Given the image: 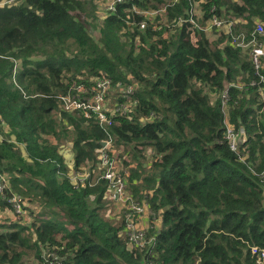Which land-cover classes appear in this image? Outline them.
Here are the masks:
<instances>
[{
	"label": "trees",
	"instance_id": "trees-1",
	"mask_svg": "<svg viewBox=\"0 0 264 264\" xmlns=\"http://www.w3.org/2000/svg\"><path fill=\"white\" fill-rule=\"evenodd\" d=\"M155 2L122 0L98 16L95 0H0V172L24 210L37 204L27 221L0 222V264H264L252 251L264 249V59L255 67L232 42L264 24V0ZM194 4L201 23L237 17L233 33L195 29L192 39L178 21ZM160 5L165 15L134 10ZM105 78L108 113L127 104L111 124L63 109L61 95H88ZM109 138L107 156L123 146L137 161L122 159L121 175L152 212L140 243L127 237L128 218L101 213L108 181L91 171L106 169ZM65 139L83 181L70 179ZM9 195L0 191V206L11 208Z\"/></svg>",
	"mask_w": 264,
	"mask_h": 264
},
{
	"label": "built area",
	"instance_id": "built-area-1",
	"mask_svg": "<svg viewBox=\"0 0 264 264\" xmlns=\"http://www.w3.org/2000/svg\"><path fill=\"white\" fill-rule=\"evenodd\" d=\"M122 1V0H109L106 10L108 12H112L115 10L116 3ZM170 0H168L169 2ZM175 1V0H172ZM177 1V0H176ZM166 4V3H164ZM166 5H160L157 9H151V10H136L137 12H142L145 14H159V15H165L166 12ZM135 8V7H133ZM188 14L187 18H182L178 22L187 20L190 27V34L191 38L193 39L195 37V29L203 31L207 33V31L214 30V28L221 30L225 28L224 32H229L230 34L233 33V26L235 25L237 20H226L222 17H218L216 15L210 17L209 19L205 20L203 23L199 21V19L202 17V13L200 12V9L197 7V5L194 4V7L191 8L189 11H186ZM195 14V15H193ZM234 22V23H233ZM145 26V20H141L139 23V27L143 28ZM223 31V30H221ZM259 35H264V24L259 21L255 20V25L253 29L249 33H245L244 31H240L233 35L232 42L240 47V50L242 52H246L250 55V59L253 62L255 67H260L262 64V60L264 59V38H260ZM261 80H264L263 75L260 76ZM117 86V85H116ZM110 88V80L105 79H99L96 81V85L94 87V90L92 93L88 95H80V92L84 91L83 87H77V93L72 94H66L61 95L60 100L62 102V106L64 110L67 111H73V110H79L81 111L85 116H89V114H92V117L96 119L99 123L103 124H111V118L110 116L114 111H119L124 113L126 111L127 104L125 103L121 107H115L110 114L108 113L109 110L107 109V102L108 98L106 97V94ZM128 92H130V87H127L122 92L119 91V93L122 95L121 97H127ZM227 136L230 140V146L234 148L236 146V140L239 139V135L235 132L231 131V128H227ZM238 136V138H237ZM111 139H107L103 141V145L101 148V162L102 165L104 164L106 166V169L101 173L102 177L107 179L108 181V191L114 196L113 198H121L125 191V181L120 173L114 172L111 168V163L108 162V156H107V146ZM84 172V171H83ZM88 175V172H85L84 174L79 176H74L73 178L76 180H82ZM79 177V178H78ZM72 180V179H71ZM75 180V181H76ZM83 181V180H82ZM6 188L7 190H10V195L7 197V201L11 205V211H13L14 216L16 218H19L23 216L24 209H23V199L22 197L16 193L12 192L9 186V179L8 176L0 172V191ZM127 199V198H125ZM124 201V200H122ZM128 208L133 212L134 214H140L143 212V210L147 207L146 202H139L134 201L129 197ZM127 237L130 241L135 243H140L143 240V230L140 228H137L133 226V221H127ZM253 252H257L258 254V260L264 261V249H259L257 247H252ZM53 264H64L60 258L55 259Z\"/></svg>",
	"mask_w": 264,
	"mask_h": 264
},
{
	"label": "rangeland",
	"instance_id": "rangeland-1",
	"mask_svg": "<svg viewBox=\"0 0 264 264\" xmlns=\"http://www.w3.org/2000/svg\"><path fill=\"white\" fill-rule=\"evenodd\" d=\"M166 1V0H164ZM109 0H95V4L97 6V15L100 16L102 15L105 11H106V6L108 4ZM151 3L153 4H159L157 2H155V0H151ZM150 8V7H149ZM201 12V10H200ZM202 13V12H201ZM147 16H152V14H146ZM230 20H237V17L234 16H229ZM234 23V22H233ZM235 24V23H234ZM223 31H225V28L221 29ZM207 35L209 36V38L213 39L217 36V32L215 30H208L207 31ZM92 36L94 39H96L97 37V30L94 29L92 31ZM245 54H247L246 52H243ZM211 96H214L213 94H211ZM111 104V103H110ZM238 138V136H237ZM50 141L55 142V139L53 137H50ZM59 149H61V153H63L65 155V157L67 158L66 162H68L69 165H71V161H72V156H71V143L70 141H68L67 139L65 140H61V142H59ZM143 151V150H142ZM139 154V152H137ZM132 152L129 151V149L123 147V146H119V147H112L110 148L109 151V155H108V162L111 163V168L112 170H114V172L120 173L122 169H124V166L122 165V159L125 160H131L132 166H136L137 165V161L133 160L132 156H131ZM144 155L141 156L139 158V161L143 162V164H145L146 168H148L150 162H151V157L149 156L150 154L143 153ZM100 166H104V164L102 165V162H100L99 164V168ZM87 170L86 169H83ZM83 171H78V172H74L73 170L70 171V179H72L73 182H75L76 179L73 178L74 176H79L84 174ZM92 173V180H95L99 175H101V170H99L98 168H93V170L91 171ZM78 177V178H79ZM125 178V177H124ZM84 180V178L82 179ZM81 180V181H82ZM12 192H15L13 190H11ZM129 191L127 190L126 186H125V191L122 195V199L119 197H115L109 192H107V194H105V198H106V202H104V207L101 209V213L103 216H105L106 218H108L111 222H119L120 220H122L123 217L128 218L129 221L133 220V226L140 228V229H144L148 227V217L152 215L151 210H146L143 211L140 214H136L134 215L133 212H131V210L128 208L127 204H128V200H129ZM127 198V199H125ZM124 200V201H122ZM24 205L27 206L29 205L28 210L25 209L24 210V214L23 216L16 218L14 216L13 211H11L7 206H0V222L2 221H10L13 219H17L20 221H27L29 220L28 218V211L30 209V207H33L34 209H37V204L36 203H27V201L24 202ZM10 219V220H9ZM158 219H155L153 224L158 226ZM22 264H37V262L34 260V258L31 257H25V260Z\"/></svg>",
	"mask_w": 264,
	"mask_h": 264
},
{
	"label": "crops",
	"instance_id": "crops-1",
	"mask_svg": "<svg viewBox=\"0 0 264 264\" xmlns=\"http://www.w3.org/2000/svg\"><path fill=\"white\" fill-rule=\"evenodd\" d=\"M59 150H60V152H62L61 149H59ZM62 154H63V153H62ZM63 156H64V160H65V162H66V161H67V160H66L67 158L65 157L64 154H63ZM71 156H72V152H71ZM66 164L69 166V169H70V170H69V173H70V171L72 170V161H71V165H69L68 162H66ZM9 220H10V219H9ZM1 222H2V221H1Z\"/></svg>",
	"mask_w": 264,
	"mask_h": 264
},
{
	"label": "water",
	"instance_id": "water-1",
	"mask_svg": "<svg viewBox=\"0 0 264 264\" xmlns=\"http://www.w3.org/2000/svg\"><path fill=\"white\" fill-rule=\"evenodd\" d=\"M102 144H103V141H102Z\"/></svg>",
	"mask_w": 264,
	"mask_h": 264
}]
</instances>
